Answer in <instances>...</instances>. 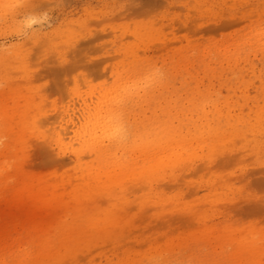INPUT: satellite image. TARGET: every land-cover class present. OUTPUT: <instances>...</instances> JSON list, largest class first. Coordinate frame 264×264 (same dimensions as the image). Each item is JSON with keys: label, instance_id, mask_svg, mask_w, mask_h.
Returning <instances> with one entry per match:
<instances>
[{"label": "rangeland", "instance_id": "1", "mask_svg": "<svg viewBox=\"0 0 264 264\" xmlns=\"http://www.w3.org/2000/svg\"><path fill=\"white\" fill-rule=\"evenodd\" d=\"M99 108L116 134L90 140ZM254 244L264 0H0V264H264Z\"/></svg>", "mask_w": 264, "mask_h": 264}, {"label": "bare ground", "instance_id": "2", "mask_svg": "<svg viewBox=\"0 0 264 264\" xmlns=\"http://www.w3.org/2000/svg\"><path fill=\"white\" fill-rule=\"evenodd\" d=\"M247 40L249 39L246 38ZM101 111L102 109L99 108L97 110H94V111H90V110H86L85 112V116H84V119L86 120V122H89L91 128L89 129L88 133H87V129L85 131V128L83 129L88 135H89V139L91 140L92 138H94V134L99 131L100 133V138L103 136V137H113L116 133H115V129L110 128V125H106V123H98L97 120L101 117ZM83 115V114H82ZM80 117V116H79ZM78 117V121L80 122L81 119ZM112 119V117H108L107 121L109 122L110 120ZM101 121V119H100ZM84 123V121L82 122V124ZM88 126V125H87ZM105 128H108V129H105ZM80 130V129H79ZM84 131H82L84 133ZM79 132V131H78ZM82 132H79V133H82ZM87 134H84V135H87ZM80 136V135H79ZM96 137V136H95ZM87 139V140H89ZM4 148V147H3ZM6 148V147H5ZM25 192L28 193L29 195H34V196H38L40 194H42L43 192H48L49 193V201H58V200H61V198L64 196V195H67L70 191H67L66 189H63V190H60L58 188V185L57 184H52L50 186H47L45 184H42V185H38V186H35L34 184L30 183V184H26L25 186ZM65 206H70V210L72 211H76V212H81V211H85L86 210V206L83 205V204H64ZM63 204H61L60 206H64ZM255 245V244H254ZM255 248V249H254ZM253 251H251L250 255L254 257V261L256 262H260L263 258H264V250L262 249V246L256 244L253 248ZM58 254V253H57ZM58 255H61V254H58ZM57 255V256H58ZM52 257H54V255H52ZM56 257V256H55Z\"/></svg>", "mask_w": 264, "mask_h": 264}]
</instances>
